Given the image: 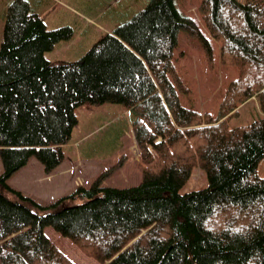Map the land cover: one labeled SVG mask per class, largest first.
Listing matches in <instances>:
<instances>
[{"label": "trees", "instance_id": "1", "mask_svg": "<svg viewBox=\"0 0 264 264\" xmlns=\"http://www.w3.org/2000/svg\"><path fill=\"white\" fill-rule=\"evenodd\" d=\"M175 1L148 0L78 60L61 63L46 53L73 29H49L28 0L9 3L0 47V242L22 235L2 249V264H28L21 255L30 250L41 257L34 264H65L46 243L48 225L83 238L102 262L115 257L111 264H264V0H201L202 27ZM181 30L200 41L210 64L214 39L220 63L239 68L216 114L181 102L188 88L173 63ZM252 98L259 119L229 127ZM105 103L132 113L137 185L102 186L124 157L89 188L48 205L9 185L32 158L51 174L65 160L76 110ZM195 168L208 187L181 194Z\"/></svg>", "mask_w": 264, "mask_h": 264}, {"label": "rangeland", "instance_id": "2", "mask_svg": "<svg viewBox=\"0 0 264 264\" xmlns=\"http://www.w3.org/2000/svg\"><path fill=\"white\" fill-rule=\"evenodd\" d=\"M11 1L12 0H0V47L3 41L7 7ZM28 1L34 11L38 9L36 12L46 21L48 28L53 26V23L59 27L70 26L74 31V38L76 40V50L73 51H80V53L84 54L87 53L95 41L100 40L107 33L104 31L111 32L115 30L116 27L129 21L148 4V0H117L116 2L114 0ZM200 2L201 0L175 1L176 6L180 10L193 17L202 27L198 11ZM100 11L102 12L100 13ZM94 27L99 28L100 31H97ZM81 28L82 30H80ZM94 38L96 40L92 42L89 48H86ZM211 43L214 48V53L213 63L210 64L200 41L197 38L188 36L185 31H179L177 45L174 48L173 63L185 86L188 88L187 93L181 95L182 104L188 108L207 110L212 114H216L227 87L232 81L238 78L239 68L237 66H229L220 63L219 43L214 39H211ZM81 56L82 54L79 57ZM91 109L94 111H91ZM126 109L127 108L121 104L106 103L101 106H82L76 110V116L79 121L77 127L79 129L77 130L79 131L74 133L71 139L73 143L80 139L82 136L80 133H86L87 130L93 129L96 125L99 127L101 123L104 126L98 129L87 140H83L82 145L92 142L100 135L106 136L108 134V129L112 128L116 123L122 128L123 133L121 136L116 137V134H111V143L114 145L111 146V148L121 151L120 153L122 155L119 156L116 162L124 157V163L118 171L102 182V186L105 187L127 188L139 183V180H137L138 176L141 179L139 159L136 161L133 158L132 152L128 149L131 144L130 136L132 134H130V132H132V125H130V123L132 122V113L130 111V113H127ZM260 115L257 99L252 98L239 107V113L237 115L229 119V127L234 128L249 125L259 119ZM127 121L129 122L128 127L126 125L128 124ZM90 158L94 160V162H91L94 164L100 162L102 159L100 153L97 152H91ZM72 159L71 157V160ZM1 173L2 164L0 160V174ZM99 173L90 178V180L88 178L82 186L89 188ZM45 174L46 172L43 166L36 159L32 158L27 166L11 176L8 183L13 188L21 191L24 195L33 198L43 205H48L55 201V195L63 192H59L60 190L56 192V190L59 185L63 184L64 180L57 177L53 182H50L45 179ZM207 187L208 179L205 170L195 168L191 178L180 190V193L185 194ZM48 226L44 234L46 243L49 245L51 240L56 241L59 239V247L64 250V254L66 255L65 259L67 262H65V264H103L104 261H100V259L96 257L97 255L93 254V250L84 246L74 245L72 241L68 239L69 237H63L53 226ZM19 235L22 234L14 236L13 239ZM53 244L54 243L51 242V247H53ZM3 248L5 249V247ZM7 249L10 251L9 248ZM4 254L6 255L5 252ZM37 255V253L30 250L29 253H25L24 251L21 256L23 260L26 259L25 263L34 264L36 258L38 260L41 258Z\"/></svg>", "mask_w": 264, "mask_h": 264}, {"label": "crops", "instance_id": "3", "mask_svg": "<svg viewBox=\"0 0 264 264\" xmlns=\"http://www.w3.org/2000/svg\"><path fill=\"white\" fill-rule=\"evenodd\" d=\"M96 1H99V0H96ZM114 1L116 2L117 0H114ZM238 1L244 2V0H238ZM101 12L102 11H100V13ZM45 23H46V21H45ZM46 25L48 27L47 23H46ZM52 25L53 26L49 27V29H56L59 27V26L54 25V23ZM94 28L97 31H100L99 28H97V27H94ZM80 30H82V28ZM113 31L114 30H112L111 32L110 31H104V32L112 33ZM94 40H96V39L94 38L91 41V43L89 45H87L86 48H89V46H91V44ZM96 42L97 41H95L93 43V45ZM75 43H76V40L74 38V35L70 40L60 41L59 43H57L55 45V47L52 51L46 53V57L54 63L76 61L80 58L79 56L81 54L83 56L84 53H80V51L79 52L73 51V50H76L75 49ZM70 58H75V59H70ZM105 104H102V105H105ZM95 106H101V105H95ZM91 111H94V110L91 109ZM126 111H127V113H130L128 109H126ZM78 124H79V121H78ZM78 124L75 126V128L73 130L71 139H72L74 133L79 131V130H77V129H79V128H77ZM126 125L128 127L129 122ZM130 125H132V122L130 123ZM97 126L98 125H96L93 129L87 130L86 133H80L82 136L80 137V139L78 141H75L73 143V140L71 141V139H70L67 144L63 145L62 148H63L64 154H65L64 162L59 167H57L51 174H45V179H47L50 182H53L54 179H56L57 177H60L64 180L63 184L59 185L58 189L56 190V192L58 190H60L59 192H61V191H63V192L55 195V197H54L55 200L61 196L69 194V192L70 193L73 192L77 187L82 186L83 183L86 180H88V178L90 180V178L94 177L101 170L107 168L110 164L115 163L116 160L119 158V156L122 155L120 153L121 152L120 150H114L113 148H111V146H114L111 143V141H112L111 134H116V137H117V136H121V134L123 133L121 126L117 123L114 124V126H112V128L108 129V134L106 136L100 135L95 140H93L92 142L87 143L86 145H82L83 140H87L89 137L92 136V134H94L98 129L102 128V126H104V125H102V123H101V125L99 127H97ZM130 134H132L130 136L131 144L129 145L128 149L130 152H132L133 158L137 161L139 159V155H138L139 153H138V148L136 145V139H135V135L133 132V128H132V132H130ZM96 142L99 144H97ZM91 152L92 153H95V152L100 153V155L102 157L101 161L96 162L95 164L91 163V162H94V160L90 158ZM71 157L73 158L72 160H71ZM137 180L140 181L139 176L137 177ZM150 225H148L146 227H141V229L139 230L138 233H136L133 236H131L130 238L126 239L123 242V244L121 245V247L119 248V250H122L125 247H127L132 241H134L137 237H139L142 233H144L147 229H149ZM45 232H46V229H45ZM16 235H18V234L12 235L8 239L0 242V255H1V251H2L3 247H6L5 249L8 251V249H7L8 246H6V244L10 243V241L13 240V237ZM68 239H70L72 241V243L76 246H84V247H87V248H90L91 250H93L86 243V241L83 238H82V240L77 239L78 241H76L72 238H68ZM51 242L54 243L53 249L56 252V254L61 259L67 261L65 259L66 255L64 254V250L60 249V247H59V239H57L56 241L51 240L50 245H51ZM92 252H93V254H96L94 252V250ZM114 258L115 257L104 260L103 264H111V262L114 260ZM2 262H3L2 257H0V264H2Z\"/></svg>", "mask_w": 264, "mask_h": 264}]
</instances>
